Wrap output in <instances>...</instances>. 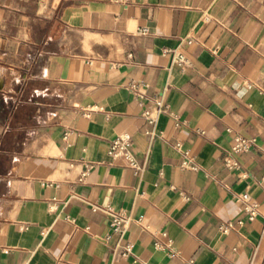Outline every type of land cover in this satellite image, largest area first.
<instances>
[{
	"label": "crops",
	"instance_id": "crops-1",
	"mask_svg": "<svg viewBox=\"0 0 264 264\" xmlns=\"http://www.w3.org/2000/svg\"><path fill=\"white\" fill-rule=\"evenodd\" d=\"M125 132L141 172L107 152ZM186 262L264 264V0H0V264Z\"/></svg>",
	"mask_w": 264,
	"mask_h": 264
},
{
	"label": "built area",
	"instance_id": "built-area-1",
	"mask_svg": "<svg viewBox=\"0 0 264 264\" xmlns=\"http://www.w3.org/2000/svg\"><path fill=\"white\" fill-rule=\"evenodd\" d=\"M207 19H209L207 17ZM142 33H146L148 31V28H143L140 30ZM192 39H189L191 42ZM170 53L172 54V62L180 65L182 68H187L192 65V61L190 58L179 48H172L169 49ZM131 91L141 99L145 98V93L142 90L143 83L132 80L128 84ZM154 101L156 104V112L157 114L161 112H165L168 110V106L164 102L162 95H155ZM143 114L147 117V119L154 123L157 120V116L153 115L152 112L149 109H145ZM234 144L232 146L231 152L225 157V163L226 166L231 170H239L241 168V164L239 160L234 157L235 153H241L244 151H247L252 143V139H249L247 137H244L240 134H237L234 138ZM177 148L181 149V143H176ZM108 154L113 158V160L117 162H121L129 167H131L136 172H141L144 170L146 162L145 160L138 159L132 149V136L129 132H125L123 134H120L119 136L112 139L109 143ZM183 157H182V166L184 167H190L193 169H197L199 166L195 162V158L191 151L189 149H183ZM85 173H83L84 175ZM243 202H244V210L248 215L249 219L255 218V216L258 213V203L257 201L252 198V196L247 192L244 191L237 195ZM105 210L110 214L111 221L110 226L114 231H117L119 233H123L131 221H133V217L127 213L124 210H114L111 206H107ZM233 223L230 221L227 224L220 225V228L223 231H227ZM155 245L157 247L162 246H169L172 247V240L169 238L167 242L162 243L160 241H156ZM124 254H129L130 252V245L126 244L124 246ZM172 256H176V253L173 252ZM143 264V263H141ZM184 264H191V262H186Z\"/></svg>",
	"mask_w": 264,
	"mask_h": 264
}]
</instances>
